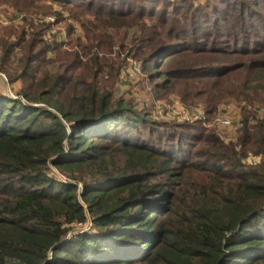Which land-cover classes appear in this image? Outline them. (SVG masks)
<instances>
[{
  "label": "trees",
  "instance_id": "16d2710c",
  "mask_svg": "<svg viewBox=\"0 0 264 264\" xmlns=\"http://www.w3.org/2000/svg\"><path fill=\"white\" fill-rule=\"evenodd\" d=\"M45 1L81 32L68 23V38L50 42L52 22L26 17L0 35V70L21 82L16 97L0 92V264H264V118L247 107L256 96L226 141L201 120L156 126L120 92L133 59L155 97L204 101L208 116L226 95H259L264 23L257 31L251 18L264 22V0L0 4L27 16L51 9ZM228 7L248 36L239 47L222 39ZM235 74L243 89L221 87Z\"/></svg>",
  "mask_w": 264,
  "mask_h": 264
},
{
  "label": "rangeland",
  "instance_id": "374dc122",
  "mask_svg": "<svg viewBox=\"0 0 264 264\" xmlns=\"http://www.w3.org/2000/svg\"><path fill=\"white\" fill-rule=\"evenodd\" d=\"M207 0H188V2L193 4V8L200 7L201 4L205 3ZM44 5L51 6V9L40 10L34 14H28L26 16L25 13H21L17 11L14 6L10 4H0V35H3L6 29H14L16 31H21L23 25H25V18H28V23H33L34 25H40L43 22L48 24L46 21V17L55 16L59 17L58 13H62L63 18L56 23L52 22L50 30H47L45 34V38L51 37L49 39L50 42L55 40L61 41L68 38V34L66 37H63L64 34L67 33L68 23H73L76 27L77 33L81 32V28L78 24H76L72 19H69V13L67 10L62 8L59 4L52 3L49 1H45ZM228 17L226 23H228L227 28H223L224 31L228 29L227 32H232L229 35H224L222 39L225 41L224 43H228L231 47L240 46L241 43L246 39V33L243 32L242 26L239 23V19L236 18L237 13L228 7ZM245 15L249 12V9L244 10ZM66 17V18H65ZM247 17V16H246ZM66 19V20H64ZM254 22L255 28L257 31L263 28V21H259L257 19L251 18ZM249 22V19L246 20ZM51 23V22H49ZM225 23V22H224ZM225 23V25H226ZM259 29V30H258ZM32 30V29H29ZM261 31V30H260ZM251 32H256L255 29ZM253 34V33H252ZM223 35V34H222ZM16 34L10 36L11 41H15ZM255 37L253 34L252 39ZM239 56H232L229 58L230 61L235 59H239ZM16 61L13 63V66L17 64ZM136 65L139 66V69L136 68ZM57 66L52 65V69H55ZM6 75V78L2 75ZM246 80L245 75L231 76L229 81H225L221 87L228 85L230 88H242L243 82ZM264 84V79L262 81ZM254 85V83L252 84ZM152 85H150V78L142 72L140 63L131 59L129 64L123 67L121 79H120V92L129 100L131 99L135 106L142 111H149L151 113V119L156 121V126H167L168 124L175 123H187V122H195L201 120L204 125H206L209 129L215 130L218 134H220L226 141L235 140L238 137L239 129L241 127V118L243 115V107H246L248 104L252 102L253 97L256 96V100H254L252 105H248V109L251 113H257L258 117L264 118V88H260L258 91L259 95H256L253 89L248 90L249 98H244V96H231L226 95L222 97L219 105L218 112L215 115L208 116L206 113V105L204 101H197L195 104H189L187 106L181 100L179 95L173 91L168 95L161 96L159 98L155 97L151 92ZM220 87V86H219ZM21 89V82L15 81L11 82L9 75L6 72L0 70V92L3 91L13 97H16L19 90ZM261 97V100H260ZM203 112V113H201ZM201 113V114H199ZM218 116L227 117L231 120V123L228 125L218 124L216 123V118ZM164 126V127H165ZM259 158L250 157L249 161L254 162ZM64 177V176H63ZM83 226H77V228ZM92 227V222L85 229L88 230Z\"/></svg>",
  "mask_w": 264,
  "mask_h": 264
},
{
  "label": "built area",
  "instance_id": "2783aa9c",
  "mask_svg": "<svg viewBox=\"0 0 264 264\" xmlns=\"http://www.w3.org/2000/svg\"><path fill=\"white\" fill-rule=\"evenodd\" d=\"M46 21H48V22H56V17L55 16L46 17ZM66 36H67V33L64 34L63 37H66ZM136 68L139 69V66L136 65ZM2 75L6 78V75H4V74H2ZM201 113H203V112H201ZM201 113H199V114H201ZM216 123L223 124V125H228V124L231 123V120L229 118H227V117L218 116L216 118ZM91 222H92L91 219H88L86 222L80 224L79 226H83V227L86 228L87 226H89L91 224Z\"/></svg>",
  "mask_w": 264,
  "mask_h": 264
}]
</instances>
